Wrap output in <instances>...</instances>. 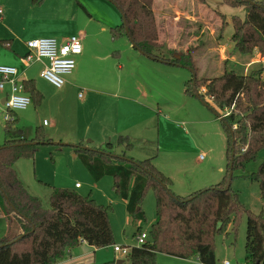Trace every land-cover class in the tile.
<instances>
[{"label":"rangeland","instance_id":"obj_1","mask_svg":"<svg viewBox=\"0 0 264 264\" xmlns=\"http://www.w3.org/2000/svg\"><path fill=\"white\" fill-rule=\"evenodd\" d=\"M158 1L155 12L157 17L164 20L161 23L164 30L170 26L165 22L167 16L172 19L176 15L175 4L186 11L183 17H187L188 7L189 13L196 16L198 22L190 30L186 29L187 35L181 32L177 22L165 31L168 32L167 37L179 42L181 47L172 42L165 43L167 48L177 49L176 53L183 52L186 45L187 49L192 48L199 77H215L226 70L245 74V65L251 56L235 50L230 39L233 33L232 17H244L242 7H232L223 0H165L172 5L171 8L162 4L163 0ZM0 8L3 9V15H0V39H13V48L0 47V60L7 62L14 59L13 63L19 66L20 72L27 68L24 75L34 78L38 89L44 94L42 102L37 103L32 99L28 108L8 112L1 103L3 92L0 91V145L5 142L6 114H11L13 120L17 119L16 123H11L23 128L27 137L34 136L36 129L40 128L53 138V142L63 143L71 141H60L56 134L80 123L85 125L86 119H105L114 123L118 101L102 93V90L108 87L105 81L116 80L124 93L139 97L141 103L151 104L156 111L162 110L159 115L166 113L169 120L163 125L157 123L156 117L151 119L148 113L141 114L146 111L145 107L140 108L138 116L142 119L129 133L134 136V148L128 155L136 159L153 157L154 164L174 180L172 189L179 195H188L222 180L228 164V135L215 110L198 97L184 92L185 83L193 77V72L187 67H167L140 56L137 54L139 51L131 50L132 44L126 36L112 39L111 29L122 23V13L112 1L0 0ZM178 22L185 29L187 21ZM36 32L42 33L37 36L39 38L51 35L60 40L59 37L66 34H77L82 38L86 58L82 62L76 59L74 74L67 75L68 82L61 88L52 86L42 77L41 62L30 65L23 59L27 41ZM220 46H226L224 56ZM116 50L121 57L113 56ZM119 64H123L122 67ZM261 67L262 64L256 63L249 71ZM60 89L61 92L58 91ZM203 89L201 87L199 91ZM112 141L115 142L116 137ZM263 161L264 147L259 150L257 158L247 164L245 171L235 170L231 181V187L239 194L241 202L257 212L264 209V201L259 181L252 179L250 174L257 171ZM15 168L27 189L41 198L46 208L50 207L51 187L75 189V183L81 184L76 190L82 195L91 196L98 204L109 208L115 243L100 250V255L104 256L102 258L110 257L100 262L124 259L120 252L114 251V245H138L139 235L149 234L157 218L152 189L146 192L142 200L145 219L136 220L128 212L126 201L117 193L114 178L104 176L95 180L68 144L41 145L34 158H19ZM246 225L247 217L243 214L236 233L229 227L230 233L217 235L216 264H224L226 260L231 264H246ZM5 234L6 222L1 219L0 238ZM156 263L203 264L196 258L186 259L162 252L157 253Z\"/></svg>","mask_w":264,"mask_h":264},{"label":"trees","instance_id":"obj_2","mask_svg":"<svg viewBox=\"0 0 264 264\" xmlns=\"http://www.w3.org/2000/svg\"><path fill=\"white\" fill-rule=\"evenodd\" d=\"M110 1L122 13V23L111 29L113 38L126 35L149 58L193 70L196 78L186 81L185 93L198 97L215 110L228 135V164L224 177L188 195H179L172 189L173 180L154 164L153 157L135 159L128 155L134 148L128 135H119L115 142L107 141L98 147L84 140L68 144L95 180L104 176L114 178L117 193L126 201L128 212L136 220L145 219L141 205L146 192L152 189L155 193L157 218L151 225L148 239L132 246L130 254L120 264H157L158 252L216 264L217 235L230 233L229 227L236 233L243 214L247 217L246 264H264V209L252 210L241 202L231 185L226 187L231 164L233 174L237 169L245 171L247 164L255 160L264 147L262 67L251 69L247 74L226 70L215 77H199L192 48L176 53L160 41L155 0ZM223 1L245 11L244 17H232L230 39L235 50L249 55L257 50L264 56V1ZM9 41L0 39V47L10 46ZM23 82L31 99L42 102L44 94L35 80ZM201 87L205 88L202 92L199 91ZM6 121L5 142L0 145V212L7 222V233L0 238V264H54L80 241L96 248L113 245L115 238L108 207L98 204L91 196L82 195L76 187L53 186L50 207L46 208L41 198L27 189L15 168L16 161L22 157L34 158L41 145L53 144V140L40 128L29 138L23 128L15 125L17 119ZM250 176L259 181L264 201V161ZM116 262L117 259L90 264Z\"/></svg>","mask_w":264,"mask_h":264},{"label":"crops","instance_id":"obj_3","mask_svg":"<svg viewBox=\"0 0 264 264\" xmlns=\"http://www.w3.org/2000/svg\"><path fill=\"white\" fill-rule=\"evenodd\" d=\"M159 2L160 1L155 0V7H156V4H158ZM162 4H164V5L167 4L166 6H170L172 8V5L169 4L168 1L163 0ZM175 6H176V9H175L176 10L175 11L176 15L172 19H170L169 16H167L168 19L165 20V22L170 23V26H167V29H165V30L162 29L161 23H163L164 20H161V18L159 16H158L159 18L157 17V21L159 23V29H160L159 35H160V41H164V42L166 41V42H169V43L172 42L173 45L181 47L179 42L176 43L173 40H171L169 37H167L168 32H165V31H167L169 29V27H173V25H175V23L177 22L176 24L179 26L178 28L180 30H182L181 32L183 34L187 35L188 30H186V29L190 30V27L195 26V24L198 22V20H196V16H194V15L189 13V10H188L189 7L187 8V17H183L184 14H186V11L184 9H181V8L177 7L176 4H175ZM184 18H187V20H185ZM179 20H180V22H182V21L186 22L187 21V26L185 27V29L179 24V22H178ZM192 22H194V23H192ZM49 32L52 33V34L53 33L57 34L56 32H51V31H49ZM41 34H42L41 32H36V33H34V36L32 38H30V39L39 38L37 36L41 35ZM111 34H112V32H111ZM183 34H181V35L183 36ZM70 35H73V34L62 35V36L59 37V39L60 40H65ZM49 37H52V36L50 35ZM53 37H57V36H53ZM111 37H112V39H118V38H113L112 35H111ZM121 37H124V36H121ZM121 37H119V38H121ZM126 37H128V36H126ZM176 37L177 36H175V38ZM7 40H10L9 41L10 42V46H5V47L13 48V39H7ZM130 42H131V40H130ZM130 44H132L131 45V48H132L131 50H137L135 52L139 51L132 42ZM226 46H220V52H221V54L223 56L225 54L224 49L226 48ZM26 47H27V45H26ZM174 50L176 51L177 49H174ZM186 50H187V45L184 48L183 52L186 51ZM28 52H29V49L27 47V51L23 55V59L24 60H25V56L27 55ZM137 54H140V56L143 55V57L146 56L142 52L137 53ZM113 56L119 58V57H121V53L120 52L118 53V51L116 50V51H114ZM250 56H251L250 61L247 62L246 65H245V74H247L249 72L250 67H252L254 64H256V63L261 64L260 60L262 58V55H261V53L259 51L256 50ZM146 57L148 59L152 60L154 63L156 62V63H159V64H163V65H166L167 67H170V66L174 67L175 66V65H170V64H166V63L151 59L148 56H146ZM77 58L79 59L80 62H82L86 58L85 52H84V48H83V52L80 55H78L76 57V59ZM5 61L6 60H0V65H11V66L16 67L18 69V71H19V79H22V80L34 79L32 77L29 78V76H25L24 75L25 71L27 70V68H24L23 71L20 72L19 66H16L15 63H13L14 59H9V60H7V62H5ZM35 62H41V61H35ZM26 63L31 65L34 62L33 63L26 62ZM42 65H43V63H42ZM122 65L123 64H119V66H121V67H122ZM43 67H44V65H43ZM43 67H42V69H43ZM74 72H75V70L73 71L72 74H74ZM0 79H1V76H0ZM66 80H67V78H66ZM67 82L68 81H66V83ZM105 82H106V85L108 87L106 89L102 90V93H106V94L110 95L111 97H113L116 101H118L117 105H119L118 109L115 111V116L113 117L114 123H109L105 119H102V120H99V121H95L96 118H94V119L93 118H89V119L85 120V123H84L85 125H83V124L80 125L81 124L80 123L78 126H76L74 128H71V129L66 130V131L58 132L56 134V137L58 139L60 138L61 139L60 141H62V140L71 141L68 144H72V143H78L79 141L84 140L86 142L87 141L90 142L91 146L98 147L100 145H103L107 141H112L113 139H115V137L117 139L119 135H127L128 134V136L131 139H134L133 138L134 137L133 134H129V133H131V128L134 127L135 125H137L139 123V121L142 119L138 115H140L139 114V111H141L140 108H144V107H145L144 109L146 111L142 112L141 113L142 115L148 113V117H151V119H155V117H156L157 123H162V125L164 124L163 122H165V123L169 122V120L167 118L168 116L166 115V113H165V115H162V114L159 115L160 111L162 112V110L156 111V109L154 107H152L151 104L141 103V100L139 99V97L133 96V95H127L126 93H124L123 92L124 89L122 87H120V82L119 81L107 80ZM35 83H36V80H35ZM8 89L9 88L6 87V90H0V91L3 92V97H2V100H1V103L3 105H4V102H2V101H4L3 99H4V97H6V93H7ZM202 89H203V87H202ZM61 90L62 89H60L58 91L61 92ZM26 92H28V91H26ZM184 92H185V90H184ZM28 94L30 95L29 92H28ZM114 118H116V121L114 120ZM160 119H161L162 122H160ZM141 135H142V133H141ZM141 135H140V138H141ZM47 137H49V136H47ZM49 138L53 139L52 137H49ZM159 169L161 170V168H159ZM173 183H174V180H173ZM205 187H208V186H204V188ZM198 189H201V188H198ZM198 189H196V190H198ZM190 193H192V192H190ZM1 219H3L6 222V220L4 219L3 215L0 212V220ZM6 233H7V222H6ZM108 247H103V248H108ZM103 248H96L94 246L89 245L85 241H80L77 245H75V246L71 247L70 249H68L66 255L62 259H60L58 262H56L54 264L104 263V262H100V261H102L104 259H110V257L102 258L104 256L100 255L99 252ZM100 257H101V260H100ZM114 259H117V258H114Z\"/></svg>","mask_w":264,"mask_h":264},{"label":"built area","instance_id":"obj_4","mask_svg":"<svg viewBox=\"0 0 264 264\" xmlns=\"http://www.w3.org/2000/svg\"><path fill=\"white\" fill-rule=\"evenodd\" d=\"M2 14L3 9L0 8V15ZM27 47L29 52L25 56V61L28 63L41 61L44 65L41 71L42 77L57 88L65 85L67 75L72 74L76 68V57L83 52L82 38L77 34L70 35L61 41L56 37L33 38L27 41ZM260 62L264 71V56ZM0 76V90L9 88L4 102L8 112L28 108L32 99L25 90L23 80L19 79L18 69L11 65H0ZM5 119L13 118L10 114H6ZM80 186V183H75L76 188ZM147 239L148 234L141 233L138 237V245L146 242ZM114 251L120 252L126 258L130 254L131 247L115 244ZM224 264L231 263L226 260Z\"/></svg>","mask_w":264,"mask_h":264},{"label":"water","instance_id":"obj_5","mask_svg":"<svg viewBox=\"0 0 264 264\" xmlns=\"http://www.w3.org/2000/svg\"><path fill=\"white\" fill-rule=\"evenodd\" d=\"M250 2H252V3H255V1H253V0H250ZM130 39V38H129ZM192 72H193V70H191ZM195 78H196V74H195V72H193V79L195 80ZM4 101H2V102H5V100H6V97H4V99H3ZM53 144H55V145H67L68 143H63V142H53ZM235 144V139L233 138V145ZM87 147V146H86ZM234 156H235V154H234V152H233V154H232V158H234ZM232 178H233V163L231 164V172H230V176H229V179H228V183H227V186L226 187H229L230 185H231V181H232ZM6 196V195H5ZM6 199H7V201L9 202V200H8V198H7V196H6ZM20 237H18L17 239H19ZM125 260L124 259H117V264H120V263H122V262H124Z\"/></svg>","mask_w":264,"mask_h":264}]
</instances>
